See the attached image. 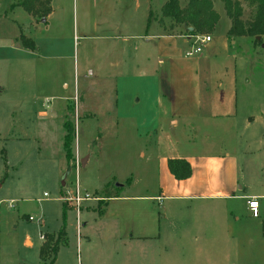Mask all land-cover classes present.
Instances as JSON below:
<instances>
[{
	"label": "rangeland",
	"instance_id": "374dc122",
	"mask_svg": "<svg viewBox=\"0 0 264 264\" xmlns=\"http://www.w3.org/2000/svg\"><path fill=\"white\" fill-rule=\"evenodd\" d=\"M166 1L152 0L147 16L160 18ZM180 1L186 6L191 0ZM211 1L220 16L212 33L216 38L227 32L230 22L223 0ZM22 2L0 0V200H4L0 263L23 264L38 249L42 234L59 233L64 227L69 243L61 245V257L72 253L76 264H242L237 255L241 242L232 235L238 230L232 231L231 222L244 216L246 203L200 201L197 191L189 194L180 184L173 187L160 162L166 148L156 145L151 127L139 125L141 113L121 104L117 113L107 112L108 106L100 110L96 91L102 82L97 69L109 70L115 56L114 41L105 40L102 32L106 27L113 30L120 21L124 29L145 18L140 10L135 12L136 0H54L48 23L28 14L20 7ZM102 10L107 13L101 15ZM253 11L245 10V20ZM22 35L36 43V50L23 48L16 40ZM234 42L231 64L218 66L211 76L207 70L202 74L205 106L220 102L227 106L229 100L236 105L232 130L225 119L213 128L211 123L202 125L198 134H209L206 143H197L191 127L173 131L166 123L164 131L182 153L197 156V148L206 147L217 154L225 148L238 156L246 169L243 181L255 188L264 183V123L249 132L243 126L248 117L264 113V37L261 44L247 37ZM89 68L95 77L89 76ZM215 87L221 93L214 99ZM87 90L93 94L85 99L94 112L89 118L82 106ZM41 112L47 116L41 117ZM68 121L75 127L70 162L64 150ZM240 135L249 142L238 144L235 139ZM221 138L225 144L210 145ZM90 154L84 167L81 158ZM77 188L82 197H91L80 207L65 202ZM107 196L118 198L109 200L102 215ZM146 223L153 228L148 237L131 238L130 230ZM28 239L32 247L26 245ZM251 259L249 264H255Z\"/></svg>",
	"mask_w": 264,
	"mask_h": 264
},
{
	"label": "crops",
	"instance_id": "0c3cea01",
	"mask_svg": "<svg viewBox=\"0 0 264 264\" xmlns=\"http://www.w3.org/2000/svg\"><path fill=\"white\" fill-rule=\"evenodd\" d=\"M141 1H144V8ZM53 2L54 0L51 1V4ZM151 2L152 0H136L135 12L140 10L145 18L125 25L124 29H122L123 26L120 21L112 25L113 30L106 27V30L104 29L102 32L105 40L114 41L111 43H114L115 56L108 65L109 70L102 72V68L97 69L98 81L102 82V85L99 84L102 87L96 91L101 97L103 96L102 98L99 97L100 100L97 99V102L101 103L100 110H105L108 106L107 112L117 113L121 104L126 106L127 110L132 108L133 111L141 113L139 114V125L142 127L149 126L152 129V133L147 132L146 137H150V133L151 137L156 135V145L166 148L165 155L162 156L160 162L166 180L170 181L173 187L180 184L179 186L183 191L189 194L197 191V199L200 201H216L218 199L244 201L246 203V215L243 213L244 216L236 217L233 220L234 223L231 222L232 231L238 230L236 235L233 232L232 235L236 237L238 242H241L240 252H237V255H241L242 264H249L251 257L253 263L264 264V183H258L257 187L250 188L249 182L243 181L246 171L244 163L238 156H233L228 150H224L225 148L222 147L223 151L217 154L210 153V148L206 147L202 150L197 148V156L186 151L182 153L178 149L177 142L164 131L166 123L173 131L181 127H191L197 132V143H206L209 134L205 133L201 137L198 134L202 125L211 123L213 128V125L217 126L218 121L225 119V122H229L228 124L231 126L229 129L232 130V123L237 117L236 105H232L229 100L227 106L221 102L220 104L210 103L205 106L203 104L204 80L202 76L204 70H207L211 76L218 66L223 68V66L227 67L231 64V52L235 45V42H231L227 36L231 23L225 34L216 38L212 34L207 35L212 36L211 42L204 45L200 55L188 56L187 54L199 42V39L206 35L189 36L185 33L184 27L172 29L173 23H168L171 21L164 18L163 15H158L160 18L155 20L151 16L148 17V13H152ZM181 7L184 8L185 6L181 4ZM106 13L107 10H102L101 15ZM52 15L53 8L52 13L46 19V23ZM149 19L152 23H148ZM113 33L116 36H112ZM223 59L226 61L218 62L223 61ZM88 73L91 78L95 77L93 69L89 68ZM221 84L219 86L224 88ZM221 88L215 87L212 91L214 99L217 93H221L219 91ZM91 95L93 94L89 90L82 93L83 114L86 118L94 113L87 103ZM86 98L88 99L85 100ZM260 115L248 117L243 126L245 132H249L255 124L264 123V113L261 112ZM40 116L46 117L47 113L41 112ZM137 120L138 115L134 122ZM235 140L239 144L241 142L248 143L250 139L245 135H240ZM190 144H192V140H189ZM217 144H225L224 139L215 140L210 145L216 147ZM140 154L143 159L146 157L145 152L142 151ZM91 158V154L86 159L81 158V163L85 160L84 167L90 163ZM174 158L186 159L191 164L193 170L191 178L184 181H177L173 178L168 168V160ZM261 169L264 172V164ZM171 178L175 182H172ZM176 191L178 190L176 189ZM117 198V196H111L107 199L104 209L99 212L103 215L106 208L109 207V200ZM252 198H256L259 202L258 217H254L249 209L248 202ZM3 201L0 200V233ZM13 207L12 203L9 204V208ZM243 219L247 221L243 223ZM151 226V224L146 223L130 230L132 231L131 238H134V235L139 238L148 237L147 233L153 231ZM46 234L49 233L41 235L38 249L34 251L35 253L31 255V258L24 260L23 264H44L40 251L45 242L42 237ZM64 238L61 245L69 243L67 238ZM26 245L32 247L33 242L28 239ZM61 245L54 264H76L78 258L72 253H70L69 258L63 257V260Z\"/></svg>",
	"mask_w": 264,
	"mask_h": 264
},
{
	"label": "trees",
	"instance_id": "16d2710c",
	"mask_svg": "<svg viewBox=\"0 0 264 264\" xmlns=\"http://www.w3.org/2000/svg\"><path fill=\"white\" fill-rule=\"evenodd\" d=\"M52 0H23L20 7L28 14L38 16L41 20L47 19L52 13ZM225 13L230 20L231 26L227 33L230 41L239 38H251L255 44H261L258 37H264V0H223ZM247 8L254 11L250 14V19L245 20V10ZM162 15L169 19L174 27H184L185 33L189 36L212 34L220 20L219 14L215 11L211 0H191L184 8L181 7L180 0H167L162 7ZM23 48L36 50V43L24 35L16 38ZM66 135L64 137V150L68 162L74 157L72 143L75 139V127L72 122L64 124ZM168 168L177 181H184L192 177L193 170L191 164L183 158L168 160ZM110 197L107 196V199ZM103 202V201H102ZM106 202V201H105ZM105 205V203H104ZM63 219L66 221L67 207L63 204ZM65 236L63 227L59 233L46 234L40 255L44 264H54L57 253L60 249L61 239Z\"/></svg>",
	"mask_w": 264,
	"mask_h": 264
},
{
	"label": "built area",
	"instance_id": "2783aa9c",
	"mask_svg": "<svg viewBox=\"0 0 264 264\" xmlns=\"http://www.w3.org/2000/svg\"><path fill=\"white\" fill-rule=\"evenodd\" d=\"M211 36H203L199 39V42L192 48V50L187 54L188 56H197L200 55L203 52L204 45L211 42ZM91 200V197L89 195H86L85 197H82L80 195V191L77 188L74 195L71 197H68L65 202H74V204L77 207H80L82 202H87ZM249 209L254 217L259 216V202L256 198H252L249 202ZM30 221H33L34 219L32 217L29 218ZM42 240H44V236L42 237Z\"/></svg>",
	"mask_w": 264,
	"mask_h": 264
},
{
	"label": "water",
	"instance_id": "95a60500",
	"mask_svg": "<svg viewBox=\"0 0 264 264\" xmlns=\"http://www.w3.org/2000/svg\"><path fill=\"white\" fill-rule=\"evenodd\" d=\"M42 22H43V23H46V20L43 19ZM261 39H262L261 37H258V38H257L258 41H261ZM263 47H264V46H263ZM84 164H85V160L82 161V165H83V166H84Z\"/></svg>",
	"mask_w": 264,
	"mask_h": 264
}]
</instances>
